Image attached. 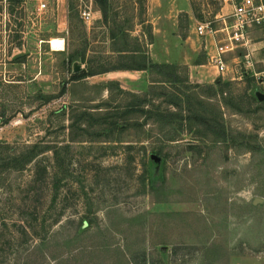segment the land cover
<instances>
[{
  "label": "rangeland",
  "instance_id": "1",
  "mask_svg": "<svg viewBox=\"0 0 264 264\" xmlns=\"http://www.w3.org/2000/svg\"><path fill=\"white\" fill-rule=\"evenodd\" d=\"M106 3L104 21L93 0H0V155L42 148L0 178V264H264V105L255 101L264 97V32H240L219 1ZM199 23L212 34L198 35ZM136 48L186 70L200 99L220 108L227 142L198 139L178 115L160 123L136 111L181 113L167 103L177 91L170 85L136 108L143 98L94 88L114 82L145 93L148 74L96 73L125 64L118 51ZM215 48L223 74L213 68ZM74 63L96 74L71 81ZM214 84L227 85L225 95L207 99ZM99 106L91 114L115 113L112 127L82 119L87 133L70 142L69 112ZM60 146L68 149L58 167Z\"/></svg>",
  "mask_w": 264,
  "mask_h": 264
},
{
  "label": "trees",
  "instance_id": "2",
  "mask_svg": "<svg viewBox=\"0 0 264 264\" xmlns=\"http://www.w3.org/2000/svg\"><path fill=\"white\" fill-rule=\"evenodd\" d=\"M94 3L99 7L98 11L100 12L102 19L106 21L107 17V3L106 0H93ZM69 9H71V6L69 4ZM111 39H114V36L110 37ZM123 58V60H126L125 64H122L121 66L112 67L108 70H103L98 73H105L110 71H147L149 73L150 78V84L148 90L143 93L142 95L138 96L137 94H133L130 92H126L123 89L119 87L118 84L114 82H108L106 84H100L95 85L94 88L98 89L99 92L106 91L109 96L112 95V92L115 90L119 94H124L131 96L132 98H143V101L140 102V104H137V106L134 104L135 102H132L131 105H133L135 108L139 107V105L143 106L142 103H145L150 95L155 94V89L159 86L163 85H170L173 88L177 89L175 94H170L167 97V103L171 105L174 108H179L181 110V113H168L166 116H161L158 113H154L152 111H145L142 109V111L136 110L141 113L146 114V121H148L151 118H157L160 123L165 121H169L168 123H171L174 121L176 115L178 117L185 119L186 123L188 124L189 131H192L194 135L201 139L204 142H207L209 144H224L227 142L228 139V132L226 130V127L224 125V119L223 114L216 106L215 104H208L205 101L200 99V93L198 90H202L200 86H191L188 83V78L186 76V70L182 69L179 66L176 65H169V64H154L152 63L146 52L142 50L133 49L129 51H118ZM128 54V56L123 55ZM96 73L94 72H87V71H79L77 73H74V75L71 77V81L78 82L86 77L93 76ZM185 74V76H184ZM209 85L205 87L207 99L216 98L217 96H224L225 95V87L227 85ZM39 98L48 100L50 99L48 96H38ZM84 100V99H82ZM111 100V98H110ZM113 100V98H112ZM256 103L259 105H264V100H257L255 99ZM104 101H102L103 103ZM150 102V101H149ZM106 103V102H105ZM119 108V106H118ZM133 108V107H132ZM140 109V108H139ZM103 110L102 107L95 108L94 111L98 112H81L80 114H76L75 111H70L73 116L69 119V125H68V138L69 141L79 142L78 135L86 134L87 133V127L84 129L81 128V120L85 118L95 119L96 122L99 125L112 127V121L111 118L115 117L112 116V113L107 114H91V113H102ZM134 110H130V113L136 112ZM185 112L184 116H182V112ZM114 120V126L115 124ZM196 125V126H193ZM74 130H77L75 133ZM81 134H79V132ZM103 130V129H102ZM170 139V138H169ZM171 141V140H169ZM68 149V146L58 147L53 150V156L55 159L56 166H61L60 158L63 154L64 150ZM40 153H42V148L38 147L37 145L29 146L27 147L23 152H13L9 154L6 158L0 155V178L4 173L10 172V171H19L21 170L24 165L30 163L34 158H36ZM157 157L161 158V155H163V150L158 149L155 150L153 153ZM164 156V155H163ZM55 185V193L52 196L51 199V205L54 206L57 203L58 199V190L59 186V180H56ZM66 258H64L65 260Z\"/></svg>",
  "mask_w": 264,
  "mask_h": 264
},
{
  "label": "built area",
  "instance_id": "3",
  "mask_svg": "<svg viewBox=\"0 0 264 264\" xmlns=\"http://www.w3.org/2000/svg\"><path fill=\"white\" fill-rule=\"evenodd\" d=\"M219 1L230 8L229 14L226 18L231 19L240 32L257 29L264 32V0H210ZM43 8L44 5H41ZM81 18L84 22L89 21L91 12L83 10ZM197 34L201 36L211 35L212 30L206 24L199 23L197 27ZM244 44L248 45V39H244ZM264 49V48H263ZM214 65L217 67L220 74L224 73L225 64L222 62L220 56L212 58ZM263 76V74H260Z\"/></svg>",
  "mask_w": 264,
  "mask_h": 264
},
{
  "label": "water",
  "instance_id": "4",
  "mask_svg": "<svg viewBox=\"0 0 264 264\" xmlns=\"http://www.w3.org/2000/svg\"><path fill=\"white\" fill-rule=\"evenodd\" d=\"M79 71H80V67H79L76 63H74V64H73V72H74V73H77V72H79ZM259 99H260V100H264V97L260 96ZM151 160L154 162L155 165H159V158H158L156 155H155V156L152 155V156H151ZM260 202H261L260 199H255V200L253 201V204L256 205V204H258V203H260Z\"/></svg>",
  "mask_w": 264,
  "mask_h": 264
},
{
  "label": "crops",
  "instance_id": "5",
  "mask_svg": "<svg viewBox=\"0 0 264 264\" xmlns=\"http://www.w3.org/2000/svg\"><path fill=\"white\" fill-rule=\"evenodd\" d=\"M215 51H216V53L211 57V60H212V58L213 57H216V56H220V54H219V52L217 51V49L215 48ZM214 51V52H215ZM220 58H221V56H220ZM221 60H222V58H221ZM222 62L224 63V61L222 60ZM212 63H213V61H212ZM225 64V63H224ZM199 67H202V66H199ZM213 68H215V70H216V72L219 74L220 72L218 71V69H217V67L214 65V63H213ZM226 68V67H225ZM114 72H120V71H114ZM122 72H135V73H141V74H144V75H146V74H148L149 75V73L147 72V71H122ZM105 74H107V73H105ZM111 74H113V72L111 73ZM110 74V75H111ZM202 76H204V75H202Z\"/></svg>",
  "mask_w": 264,
  "mask_h": 264
},
{
  "label": "bare ground",
  "instance_id": "6",
  "mask_svg": "<svg viewBox=\"0 0 264 264\" xmlns=\"http://www.w3.org/2000/svg\"><path fill=\"white\" fill-rule=\"evenodd\" d=\"M49 44L53 50H62L63 42L60 39H52Z\"/></svg>",
  "mask_w": 264,
  "mask_h": 264
}]
</instances>
